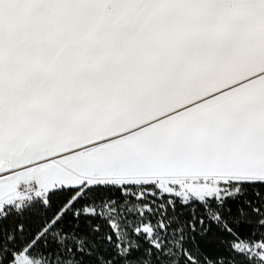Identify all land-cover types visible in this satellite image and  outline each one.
<instances>
[{
	"label": "snow or ice",
	"instance_id": "6c2138e0",
	"mask_svg": "<svg viewBox=\"0 0 264 264\" xmlns=\"http://www.w3.org/2000/svg\"><path fill=\"white\" fill-rule=\"evenodd\" d=\"M0 264H264V0H0Z\"/></svg>",
	"mask_w": 264,
	"mask_h": 264
}]
</instances>
